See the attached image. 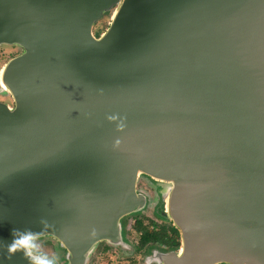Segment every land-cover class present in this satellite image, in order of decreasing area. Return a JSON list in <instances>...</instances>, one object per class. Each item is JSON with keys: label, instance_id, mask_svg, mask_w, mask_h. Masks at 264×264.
<instances>
[{"label": "water", "instance_id": "95a60500", "mask_svg": "<svg viewBox=\"0 0 264 264\" xmlns=\"http://www.w3.org/2000/svg\"><path fill=\"white\" fill-rule=\"evenodd\" d=\"M0 49V264L39 256L12 229L128 250L148 208L179 244L145 264H264V0H0Z\"/></svg>", "mask_w": 264, "mask_h": 264}, {"label": "rangeland", "instance_id": "374dc122", "mask_svg": "<svg viewBox=\"0 0 264 264\" xmlns=\"http://www.w3.org/2000/svg\"><path fill=\"white\" fill-rule=\"evenodd\" d=\"M109 15H105L104 18L99 21L93 28L94 35L97 32H102L108 24ZM17 54L15 49H0V66L3 65L7 60ZM140 190L145 192L152 200L155 196V190L153 187L149 186L145 180H141L137 186ZM137 215V214H135ZM132 215V216H135ZM142 217L151 219L156 223H165L160 218L155 215V212L148 208L143 213L140 214ZM125 218V234L126 240L129 245L128 250L121 248H109L108 251L105 246H100L92 254L89 264H145V257L149 255V252H137L135 245L138 241V235L132 229L135 218L134 217ZM168 224V223H165ZM34 251L39 255H44L49 258H55V264H64V253L57 248L55 241L46 238L35 241Z\"/></svg>", "mask_w": 264, "mask_h": 264}, {"label": "trees", "instance_id": "16d2710c", "mask_svg": "<svg viewBox=\"0 0 264 264\" xmlns=\"http://www.w3.org/2000/svg\"><path fill=\"white\" fill-rule=\"evenodd\" d=\"M100 32L95 35L98 36ZM135 218L132 229L138 235V241L135 245L137 252H147V249L157 246L162 249H173L178 246V232L171 224L156 223L155 221L142 217L140 214L133 216ZM106 248L108 246L104 245Z\"/></svg>", "mask_w": 264, "mask_h": 264}, {"label": "clouds", "instance_id": "9594fccd", "mask_svg": "<svg viewBox=\"0 0 264 264\" xmlns=\"http://www.w3.org/2000/svg\"><path fill=\"white\" fill-rule=\"evenodd\" d=\"M13 233V239L9 244V251H16L23 249L26 253H29L35 246V237L30 231H26L20 236H16L17 229L11 230ZM32 264H55V258H49L44 255L34 256L32 258Z\"/></svg>", "mask_w": 264, "mask_h": 264}, {"label": "flooded vegetation", "instance_id": "af4514ba", "mask_svg": "<svg viewBox=\"0 0 264 264\" xmlns=\"http://www.w3.org/2000/svg\"><path fill=\"white\" fill-rule=\"evenodd\" d=\"M100 34V33H99ZM128 217H130V216H128ZM133 217V216H132ZM125 218H127V217H125ZM125 218H123V220H122V232H123V235H124V239H125V241L127 242V240H126V234H125ZM128 244V243H127ZM105 244H103V243H101V244H99L98 245V247H97V249L101 246H104ZM109 248H111V247H108V248H105L107 251H108V249ZM114 249H117V248H114ZM153 249H158V250H167V248L166 249H162V248H158L157 246L155 247V246H153V247H151V248H149V249H147V252H150L151 250H153ZM65 261V260H64ZM64 264H66V263H64ZM89 264V263H88Z\"/></svg>", "mask_w": 264, "mask_h": 264}]
</instances>
